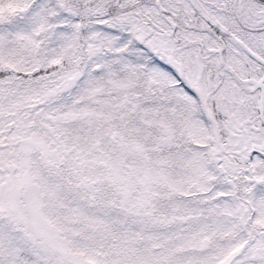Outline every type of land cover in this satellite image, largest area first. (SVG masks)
Here are the masks:
<instances>
[{
  "label": "snow or ice",
  "instance_id": "6c2138e0",
  "mask_svg": "<svg viewBox=\"0 0 264 264\" xmlns=\"http://www.w3.org/2000/svg\"><path fill=\"white\" fill-rule=\"evenodd\" d=\"M0 264H264V0H0Z\"/></svg>",
  "mask_w": 264,
  "mask_h": 264
}]
</instances>
